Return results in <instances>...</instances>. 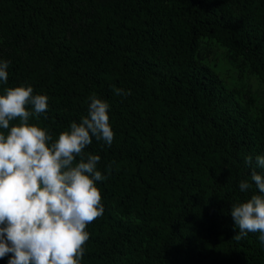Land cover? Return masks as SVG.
Returning a JSON list of instances; mask_svg holds the SVG:
<instances>
[{
  "label": "trees",
  "instance_id": "16d2710c",
  "mask_svg": "<svg viewBox=\"0 0 264 264\" xmlns=\"http://www.w3.org/2000/svg\"><path fill=\"white\" fill-rule=\"evenodd\" d=\"M0 61V95H46L29 123L54 139L91 95L110 105L112 145L85 150L107 179L81 264H264L231 217L259 194L239 183L264 155V0H0Z\"/></svg>",
  "mask_w": 264,
  "mask_h": 264
},
{
  "label": "clouds",
  "instance_id": "9594fccd",
  "mask_svg": "<svg viewBox=\"0 0 264 264\" xmlns=\"http://www.w3.org/2000/svg\"><path fill=\"white\" fill-rule=\"evenodd\" d=\"M9 64L0 61V82L5 84ZM33 92L31 86H20L0 95V259L9 257L8 264H81L90 238L86 228L105 211L96 182L107 179L97 167L101 157L85 150L93 138L112 145L110 105L91 95L87 115L54 139L47 129L29 123L42 115L47 119L49 107L46 95ZM128 94L115 89V95ZM245 163L252 166V156ZM257 168L264 169V155L255 158L251 183H239L242 193L254 184L259 194L232 204L231 217L239 229L233 239L258 234L264 245V174Z\"/></svg>",
  "mask_w": 264,
  "mask_h": 264
}]
</instances>
